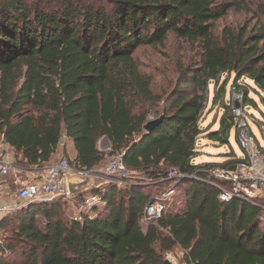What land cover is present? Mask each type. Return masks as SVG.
I'll list each match as a JSON object with an SVG mask.
<instances>
[{
  "label": "trees",
  "instance_id": "16d2710c",
  "mask_svg": "<svg viewBox=\"0 0 264 264\" xmlns=\"http://www.w3.org/2000/svg\"><path fill=\"white\" fill-rule=\"evenodd\" d=\"M50 1L48 8L0 0V143L28 170L51 163L64 138L74 144L78 169L94 170L124 153L127 169L147 183L98 187L91 193L102 196V207L83 220L67 216L64 199L27 204L0 222L2 235L9 222L17 224L12 237L2 236L0 264H167L166 253L180 248L195 264H264V197L261 205L238 197L223 201L217 185L187 178L161 217L141 225L149 202L173 184L172 169L203 177L205 169L240 160L193 162L207 131L200 122L211 81L218 85L222 75L236 73L233 86L245 103L251 88L264 94V0H240L250 3L257 23L227 26L218 35L215 22L235 0ZM171 35L199 43L200 53L195 63H179L158 94L154 75L141 69L134 53ZM244 77L254 87L242 88ZM228 82L214 97H222L220 126L207 138L230 146L236 128L223 101ZM161 116L154 130L144 128ZM104 138L109 150L100 148Z\"/></svg>",
  "mask_w": 264,
  "mask_h": 264
},
{
  "label": "built area",
  "instance_id": "2783aa9c",
  "mask_svg": "<svg viewBox=\"0 0 264 264\" xmlns=\"http://www.w3.org/2000/svg\"><path fill=\"white\" fill-rule=\"evenodd\" d=\"M232 113L235 117V128L238 135V143L243 155L240 160L231 167L215 166L204 170L203 177L195 173L184 174L174 168L170 171L169 178L173 179L172 188L160 196L154 197L145 209L144 221H153L161 217L165 210L166 202L174 194L176 185L187 178L202 180L215 184L222 190L220 198L229 201L238 197L254 204L261 205L260 199L264 197V148L259 143L252 130L249 114L245 111L244 93L235 86L232 87L229 101ZM4 143H0V222L8 215L17 213L29 203L53 202L58 199L69 200L67 180L73 177L96 178L103 177L117 181L116 184L125 185V177L129 173L123 154L110 159L101 170L100 176L93 170L78 169L72 164L69 156L61 157L57 162L47 166L43 173L36 172L28 178H24L15 169L13 161L3 152ZM110 148V147H109ZM108 148V149H109ZM37 173H39L37 175ZM218 179L228 182L230 187L222 186L214 181ZM102 196L88 193L81 198L80 212L75 216L76 220H83L85 213L92 212L97 205L102 203ZM264 208V205L262 206ZM5 241L0 233V251L4 248ZM186 251L178 249L177 253H166L167 260L171 264H195L185 258Z\"/></svg>",
  "mask_w": 264,
  "mask_h": 264
},
{
  "label": "rangeland",
  "instance_id": "374dc122",
  "mask_svg": "<svg viewBox=\"0 0 264 264\" xmlns=\"http://www.w3.org/2000/svg\"><path fill=\"white\" fill-rule=\"evenodd\" d=\"M28 3H32L34 1L36 2H43L47 7L49 6L50 2L54 5V3L50 0H27ZM50 1V2H49ZM236 5L230 9L227 13V15L215 22V32L216 34H220L221 31L227 27H239L244 24H250L255 25L257 23L256 20H254V16L250 12V10L247 7V4L249 2H242L240 0H235ZM250 4V3H249ZM49 8V7H48ZM200 53V44L199 43H190L184 39L175 37L171 35L169 39L166 41L163 45L158 46H142L138 48L134 55L138 61V63L141 66V69L151 73L154 75L155 78V86L154 90L156 93L161 94L162 89L166 86V78H173L174 71L177 69V66L179 63H183V65H188L195 63L198 60ZM229 77V82L226 87V95L223 97V101H229L230 94L232 91V87L234 85V82L236 80V73L231 74H224L221 77V81L218 85L215 84L214 81L210 82V99H209V105L208 110L206 114L203 116L200 125L202 128L207 129L205 133H203L198 141H197V147L198 151H201V154H198L193 160L195 164H198L197 162L205 161L207 158H210L212 162H226V161H232L233 158L241 157L243 155L242 149L240 148V145L236 139V129H232L230 132V142L231 145H220L218 142H213L210 139L207 138L208 131H211L213 129H218L220 126V119L224 113L223 105L221 104V98L218 101H214L215 95L220 91L222 87V82ZM246 81H249L246 77L239 80V84L242 85V88L244 85L247 84ZM250 83L253 85V82L250 81ZM251 87V86H250ZM254 87V85H253ZM249 97L250 100H248L245 103V111L249 114L250 120H251V127L255 135L257 136V139L261 146L264 148V94L259 93L254 88H251L249 91ZM28 112V108L24 109L22 111V114H25ZM153 120V119H150ZM3 152L13 161V165L15 166L13 171H17L20 173L25 179L29 176H32L34 173L30 172L25 167L20 166L19 164V155H17L13 149L9 146H4L2 149ZM104 150H109L108 148H104ZM235 155V156H234ZM113 157H108L106 161L104 162L107 164V162L112 159ZM203 164V163H202ZM104 166L101 168V170L104 168ZM97 170V168H96ZM96 172V171H94ZM97 174L100 176L102 175L101 171H97ZM39 173H37L38 175ZM90 179V178H89ZM95 181V180H94ZM97 181V180H96ZM102 182L101 186L102 188H105L106 186L110 185H117L118 187L122 189H129L131 186H143L146 185L147 180L145 178H142L138 175L136 172L129 171L127 174V177H125L126 184H116L117 181H112L111 179H104L103 177H98L99 183ZM95 182L92 183L93 190L89 191L88 193H91L95 190H98L95 188ZM179 185H177L174 190V194H172L169 201L166 202V205L168 202L171 201L173 195L179 193L181 195L182 192L177 190ZM172 188V185L170 186H164L163 191L167 192ZM86 193V194H88ZM83 196H79L76 198L75 201L67 200L68 203V211L66 210V214L70 219H75V216H77L80 212L79 205L81 198ZM66 201V200H65ZM103 203H100L98 206L99 208L102 207ZM89 215H95L94 212H89ZM40 218V224L44 225V219L43 216H39ZM264 222V220L262 221ZM148 221H141V225L143 228H146ZM264 225V224H263ZM17 226L16 222L12 221L9 222L6 226V232L2 235L3 237H12V230ZM1 233V232H0ZM21 247L22 245L19 244L18 247ZM174 253L178 252V249L173 250ZM21 255V249H17V254L14 256L13 261H15V258H19Z\"/></svg>",
  "mask_w": 264,
  "mask_h": 264
},
{
  "label": "water",
  "instance_id": "95a60500",
  "mask_svg": "<svg viewBox=\"0 0 264 264\" xmlns=\"http://www.w3.org/2000/svg\"><path fill=\"white\" fill-rule=\"evenodd\" d=\"M163 121V116L150 120L144 126L147 131L154 130ZM105 147H110V142L107 138H104ZM93 190L92 184L89 178L73 177L67 180L68 196L72 200H76L79 196H85L86 193ZM167 264H171L169 260H166Z\"/></svg>",
  "mask_w": 264,
  "mask_h": 264
},
{
  "label": "crops",
  "instance_id": "0c3cea01",
  "mask_svg": "<svg viewBox=\"0 0 264 264\" xmlns=\"http://www.w3.org/2000/svg\"><path fill=\"white\" fill-rule=\"evenodd\" d=\"M248 79V78H247ZM249 85H252L251 83H250V80L249 81H246ZM213 130H215V129H213ZM231 141V140H230ZM213 142H215V141H213ZM100 148L101 149H104L105 148V142H104V140H101V142H100ZM76 154H77V152H76V149H75V147H74V144H73V142L71 141V140H68L67 138H64L63 139V141H62V143L60 144V146H59V149H58V153H57V155L54 157V159H53V161L51 162V163H49V164H47V165H45L44 167H42V168H39V167H34V168H32V169H29V171L30 172H33V173H36V172H41V173H43L44 172V170H45V168L47 167V166H49V165H51V164H53V163H55V162H57L61 157H63V156H69L71 159H75L76 158ZM199 154H201V151L199 150ZM209 162H212L211 160H210V158H207L205 161H200V162H197L198 164H202V163H209ZM104 166V163H101L99 166H97V170L96 169H94L93 171H101V168ZM95 180V181H94ZM98 181V177H96V178H91L90 179V182H91V184L93 183V182H95V184H96V182ZM101 184H102V182H99V183H97L96 185H95V188H98V187H100L101 186ZM69 200H71V201H75V200H72V199H69Z\"/></svg>",
  "mask_w": 264,
  "mask_h": 264
}]
</instances>
